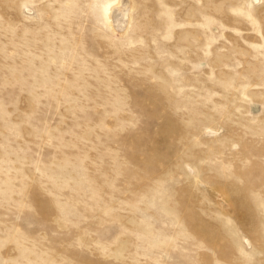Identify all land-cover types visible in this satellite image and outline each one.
Instances as JSON below:
<instances>
[{
	"label": "rangeland",
	"instance_id": "rangeland-1",
	"mask_svg": "<svg viewBox=\"0 0 264 264\" xmlns=\"http://www.w3.org/2000/svg\"><path fill=\"white\" fill-rule=\"evenodd\" d=\"M0 0V264H264V0Z\"/></svg>",
	"mask_w": 264,
	"mask_h": 264
},
{
	"label": "bare ground",
	"instance_id": "bare-ground-1",
	"mask_svg": "<svg viewBox=\"0 0 264 264\" xmlns=\"http://www.w3.org/2000/svg\"><path fill=\"white\" fill-rule=\"evenodd\" d=\"M133 6L134 3L132 0H118L114 5L111 6L108 13L109 24L110 27L116 31V33H126Z\"/></svg>",
	"mask_w": 264,
	"mask_h": 264
}]
</instances>
